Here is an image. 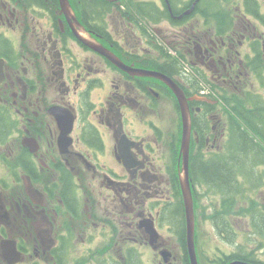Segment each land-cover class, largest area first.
<instances>
[{
	"label": "flooded vegetation",
	"instance_id": "af4514ba",
	"mask_svg": "<svg viewBox=\"0 0 264 264\" xmlns=\"http://www.w3.org/2000/svg\"><path fill=\"white\" fill-rule=\"evenodd\" d=\"M68 4L0 0V264H193L187 124L196 264H264V0Z\"/></svg>",
	"mask_w": 264,
	"mask_h": 264
},
{
	"label": "water",
	"instance_id": "95a60500",
	"mask_svg": "<svg viewBox=\"0 0 264 264\" xmlns=\"http://www.w3.org/2000/svg\"><path fill=\"white\" fill-rule=\"evenodd\" d=\"M61 6L64 9H67L69 7L68 0H60ZM188 133H189V127L187 124V127H184V133H183V143H182V159H183V170H184V177L182 179V192L184 196V200L186 202L187 206V241H188V248L190 251V256L193 264H196L195 260V248H194V222H193V213L191 208V189L187 174V168H188V152H189V146H188ZM232 264V263H231Z\"/></svg>",
	"mask_w": 264,
	"mask_h": 264
},
{
	"label": "rangeland",
	"instance_id": "374dc122",
	"mask_svg": "<svg viewBox=\"0 0 264 264\" xmlns=\"http://www.w3.org/2000/svg\"><path fill=\"white\" fill-rule=\"evenodd\" d=\"M244 184H245V187L247 185H249V184H252L253 186L260 188L259 184L257 183V180L255 178H253V177H247ZM198 190H199L200 200H197L196 205L198 206L200 211L198 212V217H196V219H197V221L199 220V222H203V218L204 217H205V219L207 218L208 220H210L209 219L210 213H209V211H205L206 207L204 208V205L206 206L207 204H206V197L204 195L203 190L200 189V187H198ZM255 196H258L257 197V200H258L257 202L261 206L264 205V189L262 187L259 190L258 189L256 190ZM191 208H192V213H193L192 196H191ZM233 220H234V224L236 225L237 229L240 230V238L242 237L244 232H245V237H242V239H248V238H250V236H251V238H253L254 235H253L252 232L246 231V230H242V229L247 228V222L245 220H243V224L246 226L245 228H244V226L241 223V219L234 218ZM238 223H239V226L237 225ZM162 234L165 236V233H162ZM248 234H249V236H248ZM103 249H104L103 246L95 247L90 252V255L94 256L95 254H98V253L102 252ZM119 254H120V251L118 252V255ZM144 257H146L145 253H144ZM97 264H108V260L106 258H101L99 260V263H97Z\"/></svg>",
	"mask_w": 264,
	"mask_h": 264
},
{
	"label": "trees",
	"instance_id": "16d2710c",
	"mask_svg": "<svg viewBox=\"0 0 264 264\" xmlns=\"http://www.w3.org/2000/svg\"><path fill=\"white\" fill-rule=\"evenodd\" d=\"M201 174L203 175L200 180L213 181L217 184H222L227 182L229 178V173L224 169V167L207 165V167L202 168Z\"/></svg>",
	"mask_w": 264,
	"mask_h": 264
},
{
	"label": "bare ground",
	"instance_id": "6f19581e",
	"mask_svg": "<svg viewBox=\"0 0 264 264\" xmlns=\"http://www.w3.org/2000/svg\"><path fill=\"white\" fill-rule=\"evenodd\" d=\"M88 45V44H87ZM91 46V45H90Z\"/></svg>",
	"mask_w": 264,
	"mask_h": 264
}]
</instances>
